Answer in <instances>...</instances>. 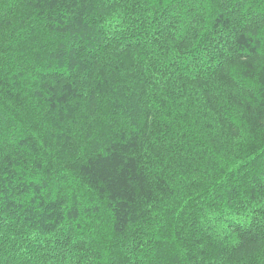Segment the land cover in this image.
<instances>
[{"label": "trees", "instance_id": "trees-1", "mask_svg": "<svg viewBox=\"0 0 264 264\" xmlns=\"http://www.w3.org/2000/svg\"><path fill=\"white\" fill-rule=\"evenodd\" d=\"M0 264H264V0H0Z\"/></svg>", "mask_w": 264, "mask_h": 264}]
</instances>
